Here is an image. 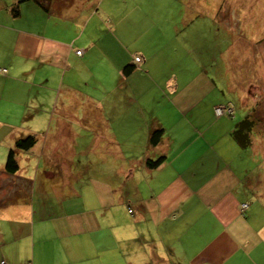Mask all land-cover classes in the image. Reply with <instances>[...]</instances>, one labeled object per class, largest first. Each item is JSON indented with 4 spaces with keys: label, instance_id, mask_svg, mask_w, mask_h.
<instances>
[{
    "label": "crops",
    "instance_id": "0c3cea01",
    "mask_svg": "<svg viewBox=\"0 0 264 264\" xmlns=\"http://www.w3.org/2000/svg\"><path fill=\"white\" fill-rule=\"evenodd\" d=\"M145 3L0 0V264H264V143L214 112L224 13Z\"/></svg>",
    "mask_w": 264,
    "mask_h": 264
},
{
    "label": "rangeland",
    "instance_id": "374dc122",
    "mask_svg": "<svg viewBox=\"0 0 264 264\" xmlns=\"http://www.w3.org/2000/svg\"><path fill=\"white\" fill-rule=\"evenodd\" d=\"M201 1L198 0L197 4H191V0H175L176 3L170 5L168 4L169 0H146L145 4L152 11L158 7L171 6L176 9L180 7L184 18L195 12H198L199 16L206 15L212 8H214V12L220 8V11L224 13V21H209L214 25L215 32L218 33L212 37L215 56L219 50H225L224 56L221 55L219 58L214 56L215 67L212 71L216 82L214 97L222 105L231 104L235 115L239 114L240 117L242 116L241 118H245L249 113L246 118L250 119L251 124L255 127L249 123L246 127L247 130L244 128V131H249L251 145L256 148L257 144L264 143V132H259V129L264 126V2L259 5L251 2L247 5L244 4L245 7H243L242 3L237 0L220 5H206ZM219 25L223 26L218 30ZM197 50L196 61L197 64H201L207 51L201 46ZM259 114L263 116L261 117ZM14 118L15 115L11 117V120ZM0 121L4 122L7 119L0 115ZM2 130L3 128L0 126V139L3 138L2 134H5ZM250 149L251 147L245 150V154L241 153L238 157L240 171L242 168L247 169L249 163L251 166V161L246 155ZM258 156L257 162L262 160V163H258L256 169L264 180L263 153ZM89 165L87 163V166ZM118 166H122L121 162L118 163ZM252 167H255V163Z\"/></svg>",
    "mask_w": 264,
    "mask_h": 264
},
{
    "label": "trees",
    "instance_id": "16d2710c",
    "mask_svg": "<svg viewBox=\"0 0 264 264\" xmlns=\"http://www.w3.org/2000/svg\"><path fill=\"white\" fill-rule=\"evenodd\" d=\"M217 57L219 58V55ZM249 123L251 124L250 119L245 117L235 125V128L231 132V136L243 148L248 147L251 141L249 131H246L247 130L246 127ZM251 125L253 126V124ZM244 128L246 129L245 131ZM160 134H161L160 130L153 131L150 136V142L153 144L156 143ZM35 142H36V136L33 134L19 137L14 141V145L7 152L5 159L4 168L7 173H13L17 171L19 168V163L17 160L18 150H27L31 148V146H33ZM163 160H164V156H159L155 159H147L145 163L149 168H155Z\"/></svg>",
    "mask_w": 264,
    "mask_h": 264
},
{
    "label": "built area",
    "instance_id": "2783aa9c",
    "mask_svg": "<svg viewBox=\"0 0 264 264\" xmlns=\"http://www.w3.org/2000/svg\"><path fill=\"white\" fill-rule=\"evenodd\" d=\"M76 53L78 54V55H80L81 54V50L80 49H77L76 50ZM135 61L136 62H138V61H140V57L138 56V57H135ZM214 112H215V114L216 115H218V116H221V115H230V114H232V112H233V108H232V106L230 105V104H228V105H217L215 108H214ZM246 203H243L242 204V208H245L246 207ZM2 264H4V261H2L1 262Z\"/></svg>",
    "mask_w": 264,
    "mask_h": 264
},
{
    "label": "clouds",
    "instance_id": "9594fccd",
    "mask_svg": "<svg viewBox=\"0 0 264 264\" xmlns=\"http://www.w3.org/2000/svg\"><path fill=\"white\" fill-rule=\"evenodd\" d=\"M233 108V107H232ZM233 113V112H232ZM227 115V114H226ZM230 115H232V114H230Z\"/></svg>",
    "mask_w": 264,
    "mask_h": 264
}]
</instances>
